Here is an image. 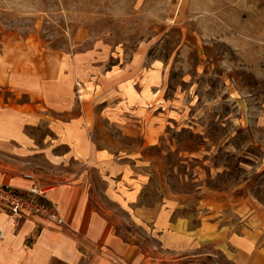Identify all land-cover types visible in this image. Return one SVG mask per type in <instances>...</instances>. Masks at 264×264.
Returning <instances> with one entry per match:
<instances>
[{
	"label": "rangeland",
	"instance_id": "374dc122",
	"mask_svg": "<svg viewBox=\"0 0 264 264\" xmlns=\"http://www.w3.org/2000/svg\"><path fill=\"white\" fill-rule=\"evenodd\" d=\"M5 47L15 57L29 55L33 79L50 81L52 106L72 101L62 113L36 106L45 116L30 132L39 138L49 134L50 116L67 120L82 111L80 95H89L98 113L106 98L114 106L118 93L144 87L157 107L144 132L128 133L129 120L115 115L112 122L99 116L91 136L143 176L138 205L146 216L163 204L192 223L207 210L235 223L251 214L264 246V0H0ZM28 100L0 89L2 108ZM93 174L101 197L104 182ZM99 199L125 238L157 251L147 217L142 224L116 202ZM197 251L213 254L201 259L206 264H233L210 244Z\"/></svg>",
	"mask_w": 264,
	"mask_h": 264
},
{
	"label": "crops",
	"instance_id": "0c3cea01",
	"mask_svg": "<svg viewBox=\"0 0 264 264\" xmlns=\"http://www.w3.org/2000/svg\"><path fill=\"white\" fill-rule=\"evenodd\" d=\"M5 48L0 50V89L22 92L29 100L3 108L0 105V184L24 193L37 184L68 226L25 212L10 216L7 206L0 202V264H174L188 256L193 259L182 264H206L201 259L212 256L211 252L194 253L202 244H210L233 264H264V246L253 215L235 223L224 214L207 210L192 223V217L175 215L174 206L163 204L151 208V216H146L149 211L138 205L143 176L134 172L126 156H114L107 147L96 146L91 135L99 116L111 122L114 115L129 120L128 133L144 132L145 122L157 117V107L152 108L154 101L144 96V87L139 94L118 93L114 106L111 97L106 98L104 110L98 113L89 95H80L82 111L67 120L50 116V132L39 138L30 132L36 130L39 117L45 116L36 106L46 103L62 113L72 101L58 99L52 106L46 100L50 81L33 79L25 67L29 55L18 58ZM155 84L153 79L148 88L155 89ZM94 172L100 173L104 182L101 197L116 202L142 224V219H149V231L157 239L153 245L156 252L142 248L117 230L111 210L93 192ZM233 213L240 215V207Z\"/></svg>",
	"mask_w": 264,
	"mask_h": 264
},
{
	"label": "built area",
	"instance_id": "2783aa9c",
	"mask_svg": "<svg viewBox=\"0 0 264 264\" xmlns=\"http://www.w3.org/2000/svg\"><path fill=\"white\" fill-rule=\"evenodd\" d=\"M24 176L32 178L31 174H24ZM0 202L7 206L10 216L25 212L46 218L56 225L68 226L56 205L45 196V190L35 183L25 193L10 185L0 184Z\"/></svg>",
	"mask_w": 264,
	"mask_h": 264
}]
</instances>
